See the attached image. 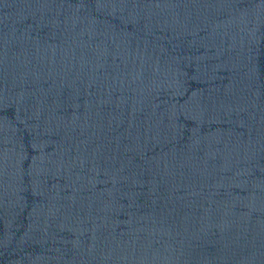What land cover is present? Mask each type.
I'll return each instance as SVG.
<instances>
[{
	"label": "water",
	"instance_id": "obj_1",
	"mask_svg": "<svg viewBox=\"0 0 264 264\" xmlns=\"http://www.w3.org/2000/svg\"><path fill=\"white\" fill-rule=\"evenodd\" d=\"M0 264H264V0H0Z\"/></svg>",
	"mask_w": 264,
	"mask_h": 264
}]
</instances>
